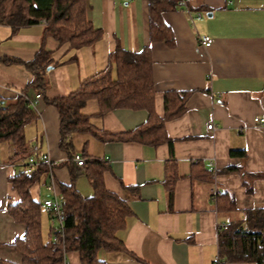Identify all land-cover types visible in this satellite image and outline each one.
<instances>
[{
    "label": "crops",
    "instance_id": "crops-1",
    "mask_svg": "<svg viewBox=\"0 0 264 264\" xmlns=\"http://www.w3.org/2000/svg\"><path fill=\"white\" fill-rule=\"evenodd\" d=\"M187 5L162 12L166 29L154 40L149 0H86L87 18L103 30V37L78 49L48 37L46 48L55 64L47 67L44 92L30 85L35 74L23 63L0 61V96L15 100L26 95L36 101V116L25 126L28 149L33 153L37 148L55 161L52 170L58 187L71 182L68 153L59 145L60 114L46 97L77 89L108 65L117 46L132 51L151 48L155 110L160 117L165 114L166 92L190 93L184 114L165 123L172 146L73 134L75 153L107 161L105 187L127 198L131 209L125 227L117 232L126 250L102 253L108 264H216L222 229L243 218L246 210L264 205V125L253 121L264 116V0H187ZM44 27L42 21L13 32L0 22V57L33 59ZM203 35L213 38L211 46L200 43ZM81 112L90 116L95 128L113 134L134 130L149 116L146 109L131 108L99 115L96 98L89 99ZM242 150L245 157L233 154ZM13 153L11 142H0V264L21 263L13 244L26 230L7 210L20 200L9 181L19 168L9 162ZM231 166L240 167L246 176L228 172ZM173 174L171 197L168 181ZM48 182L49 176H43L30 187L34 200L43 203L51 196ZM76 187L84 197L94 194L86 174L76 180ZM212 188L229 192L236 207L219 209ZM50 224L46 210L45 234ZM67 257L69 264H80L78 251H69Z\"/></svg>",
    "mask_w": 264,
    "mask_h": 264
},
{
    "label": "trees",
    "instance_id": "trees-1",
    "mask_svg": "<svg viewBox=\"0 0 264 264\" xmlns=\"http://www.w3.org/2000/svg\"><path fill=\"white\" fill-rule=\"evenodd\" d=\"M178 0H149L151 38H160L166 27L162 20L164 10L176 9ZM44 21V38L40 49L31 60L2 56L7 64L23 63L35 74L30 85L44 92L47 86L45 73L51 61V51L46 48V39L53 37L60 43L70 42V49L89 46L103 37V30L87 18L86 0H0V22L9 24L13 32L20 27ZM55 64V63H53ZM155 83L151 48L132 51L122 46L110 54L108 65L87 77L71 93L46 97L60 114V148L68 153L67 166L71 182L61 183L60 197L65 212V236L59 242L53 239L54 228L48 234L42 230V217L47 210L44 204L31 196L30 187L43 176H49V166L40 163L32 173L27 172L26 158L31 154L25 135V126L36 116L33 105L26 95L15 100L0 96V142L8 141L14 146L9 162L18 164L17 172L9 178L20 200L8 206V213L15 221L26 227L23 237L13 246L20 253V264H65L69 251H78L80 264H108L102 253L122 252L126 247L117 232L125 227L131 214L127 198L108 190L104 184L107 161L85 158V166L74 159L75 132L90 133L102 140L138 141L154 145L173 141L165 130L167 120L177 118L186 111L189 92L168 91L165 93V114L160 117L155 110ZM99 102V115L116 108L146 109L148 120L134 130L113 134L93 126L90 116L81 108L91 99ZM242 157L245 150L233 151ZM89 166V167H88ZM228 172L240 171L238 166L228 167ZM243 176L246 173L241 172ZM86 174L94 188V194L84 197L76 187V180ZM168 181L170 196L174 194L175 174ZM246 184V181L244 182ZM247 191L252 187L247 186ZM219 209L232 210L234 197L227 191L217 196ZM46 209V210H45ZM48 211V210H47ZM49 219L52 214L48 211ZM244 217L230 221L219 235L220 264H264V205L246 210ZM44 235L46 238H44ZM67 256V255H66ZM68 259V257H67ZM4 264H16L4 261Z\"/></svg>",
    "mask_w": 264,
    "mask_h": 264
},
{
    "label": "built area",
    "instance_id": "built-area-1",
    "mask_svg": "<svg viewBox=\"0 0 264 264\" xmlns=\"http://www.w3.org/2000/svg\"><path fill=\"white\" fill-rule=\"evenodd\" d=\"M177 6L179 8H187V0H178ZM199 41L205 47H209L213 43V38L207 35H203L199 38ZM40 94L37 95V100L39 99ZM31 101L32 105L36 104V101ZM254 124L256 125H264V116H256L254 117ZM214 124L210 123L208 127L213 128ZM74 159L79 166H85V158L79 153H75ZM25 163L27 165V172L32 173L36 167V165L40 163H44L49 166V182L47 185L48 190L51 193L49 198L44 199L43 204L45 208L51 212L52 218L51 223L54 228V236L53 239L55 242H59L60 239L64 238L65 230H64V220H65V212L63 210V202L60 197V191L58 185L56 184L55 178L53 176V167L55 165V161L47 155L43 154L39 149L35 148L34 152L31 153L28 158H26ZM210 194L217 198L219 195V191L216 188H212L210 190ZM226 227V226H225ZM67 255V254H66ZM65 255V264H69L67 256ZM216 264H220V257L217 258Z\"/></svg>",
    "mask_w": 264,
    "mask_h": 264
},
{
    "label": "rangeland",
    "instance_id": "rangeland-1",
    "mask_svg": "<svg viewBox=\"0 0 264 264\" xmlns=\"http://www.w3.org/2000/svg\"><path fill=\"white\" fill-rule=\"evenodd\" d=\"M44 238H46L45 235H44Z\"/></svg>",
    "mask_w": 264,
    "mask_h": 264
},
{
    "label": "water",
    "instance_id": "water-1",
    "mask_svg": "<svg viewBox=\"0 0 264 264\" xmlns=\"http://www.w3.org/2000/svg\"><path fill=\"white\" fill-rule=\"evenodd\" d=\"M211 14V13H210Z\"/></svg>",
    "mask_w": 264,
    "mask_h": 264
}]
</instances>
